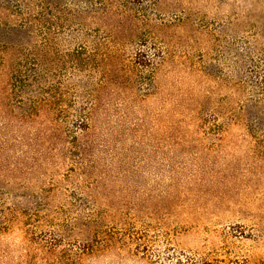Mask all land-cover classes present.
<instances>
[{
	"label": "rangeland",
	"instance_id": "1",
	"mask_svg": "<svg viewBox=\"0 0 264 264\" xmlns=\"http://www.w3.org/2000/svg\"><path fill=\"white\" fill-rule=\"evenodd\" d=\"M0 264H264V0H0Z\"/></svg>",
	"mask_w": 264,
	"mask_h": 264
}]
</instances>
